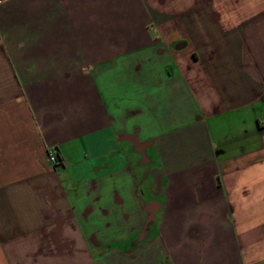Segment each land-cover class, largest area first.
<instances>
[{"label":"crops","instance_id":"0c3cea01","mask_svg":"<svg viewBox=\"0 0 264 264\" xmlns=\"http://www.w3.org/2000/svg\"><path fill=\"white\" fill-rule=\"evenodd\" d=\"M263 123L264 0H0V264H264Z\"/></svg>","mask_w":264,"mask_h":264},{"label":"built area","instance_id":"2783aa9c","mask_svg":"<svg viewBox=\"0 0 264 264\" xmlns=\"http://www.w3.org/2000/svg\"><path fill=\"white\" fill-rule=\"evenodd\" d=\"M263 124H264V123H263ZM49 157H50V160L52 161V163H53L54 165H58V164H59V160H58L56 154H55L53 151H50V152H49Z\"/></svg>","mask_w":264,"mask_h":264}]
</instances>
